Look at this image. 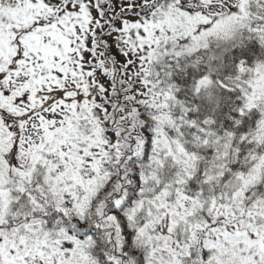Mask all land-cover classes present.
<instances>
[{"label": "snow or ice", "instance_id": "obj_1", "mask_svg": "<svg viewBox=\"0 0 264 264\" xmlns=\"http://www.w3.org/2000/svg\"><path fill=\"white\" fill-rule=\"evenodd\" d=\"M0 264H264V0H0Z\"/></svg>", "mask_w": 264, "mask_h": 264}]
</instances>
